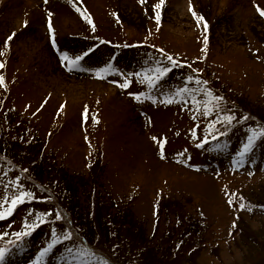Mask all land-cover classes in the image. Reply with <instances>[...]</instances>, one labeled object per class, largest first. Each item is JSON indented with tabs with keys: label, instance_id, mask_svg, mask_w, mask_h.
Segmentation results:
<instances>
[{
	"label": "rangeland",
	"instance_id": "obj_1",
	"mask_svg": "<svg viewBox=\"0 0 264 264\" xmlns=\"http://www.w3.org/2000/svg\"><path fill=\"white\" fill-rule=\"evenodd\" d=\"M38 1L35 8L20 7L19 16L31 18L28 25L48 19L69 38L63 50L92 51L79 71L61 59L51 66L45 32L27 25L13 35L9 32L19 23L3 28L0 23V202L18 194V184L33 193L0 219V232L7 233L0 246L15 239L11 232L23 230L25 219L46 217L0 264H78L77 250L92 247L86 234L95 239V230L116 264H264V135L243 159L237 156L252 131L264 127V15L257 8L264 9V0H226L224 5L164 0L159 9L154 7L159 0ZM71 17L76 27L64 22ZM157 36L176 54L175 63L166 60L174 68L172 79L155 84L161 88L142 84L143 73L136 76L150 69V55L151 68L164 59L142 41L157 43ZM137 41L143 42L141 49L131 48ZM107 62L117 71L98 76L94 69ZM21 68L37 73L18 74ZM54 69L82 82L79 103L70 104L66 91L45 86ZM188 75L207 81L214 95H226L219 109L205 116L203 101H210V108L214 102L202 92L165 100L164 94L177 87H201L186 80ZM124 79L130 81L127 88L113 83ZM137 91L145 93L139 101L129 94ZM221 109L233 114L232 122L217 124L221 135L198 146L208 121ZM11 168H22L23 176ZM25 170L53 192L66 191L73 182L74 192L55 197L75 223L83 222L84 233L65 235L71 229L55 219L54 200L42 198L48 195L29 183ZM90 209L92 221L86 220ZM53 230L65 238L37 262L36 253ZM88 264L100 263L88 258Z\"/></svg>",
	"mask_w": 264,
	"mask_h": 264
},
{
	"label": "snow or ice",
	"instance_id": "obj_2",
	"mask_svg": "<svg viewBox=\"0 0 264 264\" xmlns=\"http://www.w3.org/2000/svg\"><path fill=\"white\" fill-rule=\"evenodd\" d=\"M141 2H143V0H141ZM163 3H164V0H159V3L154 5V7L156 9H159L163 5ZM189 7L191 10V4L189 5ZM257 8L261 12V14L264 15V9H260L259 6H257ZM193 15L194 16L197 15L195 13V11H193ZM85 18L89 20V23H92V20L90 19V17L86 16ZM155 19L157 21L160 20V13L159 12L156 13ZM203 19H204L203 16H198V20H203ZM24 23H27V21H25ZM204 23H205V27H206L207 22L205 21ZM93 27H94V25H93ZM48 28H49L50 32L53 31L51 22H49ZM9 39H11V37H9ZM205 39H207V38H205ZM138 43H143V42H138ZM53 45H55V38H53ZM91 51H92L91 48H89L87 51H81V52H69V51L61 50L60 51V58H61V61L63 63H65L69 69H71L74 67H78L81 60ZM159 51L161 53H164L165 50L163 48H160ZM201 58H203V57H201ZM166 59H167V61H169L171 63L176 62L174 60L172 54H167ZM94 71L96 72V74L98 76H101V74H103L105 72L117 71V69L113 68V66L110 62H107L104 65L94 69ZM168 71H169V68L167 65L158 62L153 68L141 69L140 72L136 73V76L140 77L141 73H143L144 80H142L141 83L143 84L146 82L149 86H153L157 83V81H159L162 77H164L165 74L168 73ZM194 71L195 72H201L202 69H194ZM121 75L123 76L124 74L121 73ZM186 80H188V81L195 80L199 85H202V87L194 88V89H190L187 85H184L183 87H177V88H175L174 91H171L169 93L164 94V98L168 103H171L172 99L174 97L182 98L183 94H185V93L192 94V93H196V92H202V93H205L206 96H210L211 101L214 102V103H211V108H210L209 107L210 101H208L207 99L203 101V114L205 116L209 115L210 111H216L217 109L220 108V101H222L224 98L214 95L213 90L209 87H206V85L208 83L207 81L202 80V78L199 76H193V75H188L186 77ZM3 83H4L3 77L0 76V84H3ZM113 83L119 84V86L121 88H127L129 86L130 81L128 79H124V81L121 83L118 80H114ZM129 94L131 96H133L138 101L141 99L142 96L145 95V93L142 91L130 92ZM148 95H149V98L155 100V97H152L150 92L148 93ZM192 103L194 105H198L200 103L197 99V96L194 94L192 95ZM61 107L63 108V105H61ZM232 120H233V114L225 113L223 111V109H221V114L217 119H212V120L208 121L204 137H203V139L200 140L198 146H203L206 144V142L208 140H215L216 137L221 135L220 131L216 127L217 124L222 123L224 125H227V124H230L232 122ZM225 131H227V127H225ZM212 132L216 133L215 137L211 135ZM193 135H195V132H193ZM261 135H264V127L259 128V131H255V130L252 131V133L248 136L247 141L245 143H243L242 146L240 147L239 151L237 152V156L240 159H243L247 155V153H249L253 150L254 142ZM153 139H156V138L153 137ZM160 143H161V145L163 144L162 141ZM220 147H221L220 144H213V148L218 149ZM161 155H163V151H161ZM237 162L238 161L234 160V163H237ZM19 179H20L19 177H16L17 182H19ZM17 186L20 189L18 194H13L11 196L10 200H5L3 202H0V219H5L8 216H11L12 213L14 212V210L16 209L17 205L21 204L25 200L33 198V193L30 190H27V191L23 190V185L18 184ZM42 198L50 199V197H42ZM228 203L229 204L233 203L231 198L228 199ZM240 207L244 208L245 205L240 204ZM57 218H59V213H57ZM45 219H46V217L37 214L35 216L34 220H28V219L24 220L23 230L12 231L11 235L13 237H15V239L9 240L6 242L5 245L0 246V261L4 260L6 254L12 248L13 245L22 241L24 237L29 236L32 233V231L35 228H37L38 224L45 222ZM233 225L235 226V222H233ZM6 235H7V233L0 232V237L6 236ZM65 235L67 237H71L73 234L71 233V231H67L65 233ZM64 238H65V236L57 235V232L55 230H53L52 231V239H50L45 246H43L39 249V251L36 253L35 260L38 262L46 253H48L53 248L54 245L57 244L58 241L63 240ZM96 255L97 254L92 249L85 247L83 249L77 250L76 259L78 261V264H88V258H93ZM29 264H33V262L30 261ZM103 264H110V262L107 259H103Z\"/></svg>",
	"mask_w": 264,
	"mask_h": 264
},
{
	"label": "bare ground",
	"instance_id": "obj_3",
	"mask_svg": "<svg viewBox=\"0 0 264 264\" xmlns=\"http://www.w3.org/2000/svg\"><path fill=\"white\" fill-rule=\"evenodd\" d=\"M37 2H39L38 0H0V23H1V27L3 28L5 25H3V24H6V23H9V24H7V25H10V24H12V22H16V23H19L18 25H17V27H16V29L17 28H19L20 26H21V22H22V16H19V10H20V7H22V8H25V7H27V8H35V4L37 3ZM225 2H226V0H215V4L216 3H222V5H224L225 4ZM206 3H210V2H208V1H206ZM184 7H185V9H186V11H187V2L185 1L184 3ZM215 6L213 5V8H214ZM33 12V11H32ZM35 13V12H34ZM176 13V12H175ZM175 13H173V16H174V14ZM187 13H188V11H187ZM33 13H31V15L30 16H32L33 17V15H32ZM36 14V13H35ZM180 15V14H179ZM187 14L186 13H184V14H182V15H180V17L179 18H182V20H184L185 18H187V17H185ZM188 15H189V13H188ZM172 16V17H173ZM189 17H190V15H189ZM76 18H74V17H71V18H66V19H64V22L66 23V24H68V23H70V24H73V26H77V23H75L76 22V20H75ZM6 20V21H5ZM30 20H31V18H30ZM56 21V20H55ZM31 25V23L28 25V27ZM32 27H33V29H36V28H38V30L37 31H39L40 33H44V32H46V28H45V22H43V25H40V23L38 24V23H33L32 25H31ZM6 27V26H5ZM27 26L25 27L26 29L28 28ZM64 29H61V31H60V34L57 36V38H58V41H59V43H60V45L61 46H65L66 45V43L68 42V37H67V34L66 33H64V31H63ZM24 31H26L25 29L24 30H22L21 31V34L24 32ZM28 33V32H27ZM16 38V37H15ZM15 40V39H14ZM44 40H47L48 41V36H47V34H46V37L42 40V42L44 41ZM35 42H40V40H38V41H35ZM49 43V42H48ZM158 43H161V45H162V39L159 37V39H158ZM164 44V43H163ZM60 45H58V46H60ZM58 46H57V43L55 42V47H57L58 48ZM167 48H168V46H166ZM49 49H51V47L49 48ZM59 49V48H58ZM58 51V50H57ZM47 53H48V56H49V60H51V62H50V64L49 65H51V66H54L55 64H56V62H57V64H58V59H57V56H56V53L51 49V52H49V50L47 51ZM51 58V59H50ZM42 65H47V63H43ZM56 66V65H55ZM48 67V66H47ZM23 70L25 71V73H26V75L27 74H29V73H37V72H34V68H30V69H28L27 71L23 68ZM33 78H35V76H33ZM48 81H49V83L48 84H45V86L47 85H50V87L51 86H53L54 87V89L57 91V92H62V91H66V97H67V99H68V102L70 103V104H73V103H79V101H80V98H81V93H82V82L79 80V78L77 77H69V76H67L65 73H64V71H63V69L62 70H57V71H55V69H54V71L51 73V74H48L47 75V78H46ZM210 81H212V80H210ZM109 91H111V92H113L114 91V88L112 87V88H110L109 89ZM110 92V93H111ZM247 120H249L248 119V117L246 118ZM255 122H257V123H260L259 121H255Z\"/></svg>",
	"mask_w": 264,
	"mask_h": 264
},
{
	"label": "trees",
	"instance_id": "obj_4",
	"mask_svg": "<svg viewBox=\"0 0 264 264\" xmlns=\"http://www.w3.org/2000/svg\"><path fill=\"white\" fill-rule=\"evenodd\" d=\"M261 116H263L264 117V115H261ZM59 171H62L61 169H59ZM34 179V181L35 182H41L38 178H33ZM68 183V182H67ZM71 183V182H70ZM70 183H68V185L66 186V191L65 190H63L62 192H52L51 191V188L48 190V195H50L49 197L52 199V200H54V201H52L53 202V204H55V205H58V209H59V217H61L62 218V220H63V222H66V223H68L69 225H71V223H75V218L76 217H73V215L72 214H69V213H66L63 209H62V207H64L63 205H59V204H61L60 202H58V200H57V198L55 197V196H57V197H59L60 198V196H65V194H67V192H69V191H75V188H76V186L75 185H73L72 183L70 184ZM78 183V182H77ZM69 191H68V190ZM51 192V193H50ZM64 192H65V194H64ZM67 197V196H66ZM60 201V200H59ZM65 208V207H64ZM95 213V212H94ZM94 213H92V215H91V217H89V219H88V221L90 220V221H92L91 219H94L95 218V214ZM83 222H80V224H77V223H75L74 225H72V228H73V230H74V232L77 234V235H80V234H82V233H84V229L82 228V224ZM87 233V232H86ZM94 236L93 237H95V239H97V241L98 242H95V239H93V238H91L90 237V235L89 234H86V239H87V241L92 245V249L95 251V250H97L100 254H108V252L105 250V248L103 247V246H101L100 245V237L99 236H97V231L95 230L94 232ZM101 234V233H100ZM96 251V252H97ZM112 258V257H111Z\"/></svg>",
	"mask_w": 264,
	"mask_h": 264
}]
</instances>
